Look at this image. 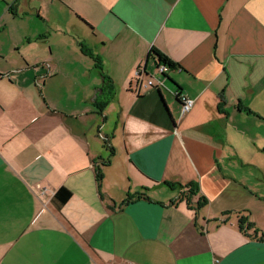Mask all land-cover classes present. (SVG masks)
<instances>
[{
  "label": "crops",
  "instance_id": "crops-1",
  "mask_svg": "<svg viewBox=\"0 0 264 264\" xmlns=\"http://www.w3.org/2000/svg\"><path fill=\"white\" fill-rule=\"evenodd\" d=\"M152 49L169 96L136 90ZM261 236L264 0H0V264H264Z\"/></svg>",
  "mask_w": 264,
  "mask_h": 264
},
{
  "label": "trees",
  "instance_id": "trees-1",
  "mask_svg": "<svg viewBox=\"0 0 264 264\" xmlns=\"http://www.w3.org/2000/svg\"><path fill=\"white\" fill-rule=\"evenodd\" d=\"M153 58L155 60V62L158 63H163L166 64L170 67V69L175 68V64L168 58L167 55H165L164 53H162L161 51L157 50V49H152L151 52L148 55V59ZM104 79H105V86L103 89V93L105 95V101L104 102H98L97 103V107L98 108H102L104 107L107 102L114 96V92H115V87H114V83L113 81L106 75H103ZM160 93V91H159ZM102 177L101 173H98V179H100ZM178 184V183H177ZM170 185H174L173 183H171ZM181 188H186L185 191H183V195H185L188 199V202L191 201V197L189 198L188 195H186L187 193H191L192 196H197L198 201H197V207L200 206H206L208 204V201L205 197L200 196L198 194V186L195 183H190L188 185H180L178 184ZM71 196V192L66 189L65 187H61L54 196V200L56 202V204L58 206H61L62 204H64L65 202H67V200L70 198ZM243 214V215H242ZM238 217V223L241 229L243 230H251L253 229V234L256 235L259 230L255 227L254 223L251 222L249 220L248 217V213H238L237 215ZM261 239H264V236H261Z\"/></svg>",
  "mask_w": 264,
  "mask_h": 264
},
{
  "label": "built area",
  "instance_id": "built-area-1",
  "mask_svg": "<svg viewBox=\"0 0 264 264\" xmlns=\"http://www.w3.org/2000/svg\"><path fill=\"white\" fill-rule=\"evenodd\" d=\"M156 76H147L145 73L144 66H140L135 71V77H134V83L136 86L137 92H141L143 88L149 89V88H162L165 86V79L169 76V73L171 71L170 67L163 63L156 64ZM146 75V77H145ZM147 79V80H146ZM175 94L177 98L180 100L181 103V114L184 115L188 112H190L195 104V100L191 98L190 96L175 90Z\"/></svg>",
  "mask_w": 264,
  "mask_h": 264
},
{
  "label": "rangeland",
  "instance_id": "rangeland-1",
  "mask_svg": "<svg viewBox=\"0 0 264 264\" xmlns=\"http://www.w3.org/2000/svg\"><path fill=\"white\" fill-rule=\"evenodd\" d=\"M156 70L152 69V74H155ZM156 77L158 78L159 76L156 75ZM176 88V85L173 83V81H171L170 79H165V89H163V94L165 93V96H169L170 92L169 90H174Z\"/></svg>",
  "mask_w": 264,
  "mask_h": 264
}]
</instances>
